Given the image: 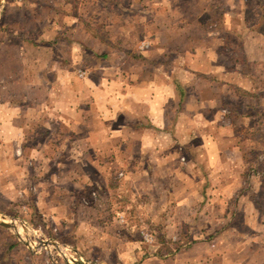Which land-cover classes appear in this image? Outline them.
<instances>
[{"label": "crops", "instance_id": "0c3cea01", "mask_svg": "<svg viewBox=\"0 0 264 264\" xmlns=\"http://www.w3.org/2000/svg\"><path fill=\"white\" fill-rule=\"evenodd\" d=\"M246 1L254 0L239 3ZM6 3L13 21L0 26V194L10 199L26 183L27 151L47 164L35 177H49L51 190L39 196L53 211L75 193L69 179L106 181L122 165L130 188L143 187L151 201L150 225L172 236L185 219L198 237L173 255L135 252L122 264H264V28H245L231 63L217 61L223 38L200 45V26L179 23L168 8L176 0ZM225 6L227 27L241 20ZM167 15L178 24L165 23ZM224 106L230 118L220 114ZM4 254L0 264L24 257Z\"/></svg>", "mask_w": 264, "mask_h": 264}, {"label": "rangeland", "instance_id": "374dc122", "mask_svg": "<svg viewBox=\"0 0 264 264\" xmlns=\"http://www.w3.org/2000/svg\"><path fill=\"white\" fill-rule=\"evenodd\" d=\"M224 1L176 0V4H168V8L171 12L175 8V13L181 14L182 17L179 23L182 26L187 28H193L196 25L200 26L203 33L199 31L195 33V39L199 41L200 45L209 42L211 38L213 40L223 38L224 45L217 48L218 53L221 54L217 61L226 59L227 62V58L230 57L232 63L233 60L239 59L240 56L238 52L232 50L233 42H237L238 37L245 34L247 30L245 28L252 25L250 23H253L250 30L264 28V0L246 1L245 3H239L240 0ZM6 2L7 0H3L0 6V26L13 21V9H8ZM227 3L230 5V10L238 14L240 11L239 15L242 16V18L240 17L241 20L231 22L228 27L222 21ZM139 5L135 4L133 6L137 7ZM261 11L262 15H260ZM256 15L259 16L256 17ZM195 18L196 22H194ZM170 19L171 21H169ZM175 22L178 24V20L175 21L170 16H166L165 23L168 25L171 23L173 26ZM224 27L227 28L222 31ZM205 31L212 33L208 36L204 33ZM194 36V33L187 35L183 42L189 45L193 41ZM2 37L3 34L0 32V40ZM190 51H183L182 58L187 57L184 55L186 53L189 54ZM163 56L168 61L173 58V55L169 53L163 54ZM238 101L240 103L241 99L238 98ZM235 105L239 106L238 103H235ZM228 111L227 106H224V108H221L220 114L225 119L227 117L230 118V112ZM223 121L225 120L223 119ZM252 132L255 134L254 131H251L250 134ZM236 133L240 138L244 134L242 130H237ZM257 136L255 134L256 138ZM173 150L176 153L178 165L184 167L186 160L183 146L177 145ZM251 151L250 149V156L254 154ZM26 153V183L10 199L0 194V205L2 206L0 213L7 219L20 220L23 226L14 221L12 224L16 227L15 231L2 229L5 231L3 232L0 229L6 236V243H9V248L6 249L5 254L0 247V254H24L21 264H44L47 254L42 249L30 248L29 245L35 241L38 244L39 239L46 238L55 241L58 245H65L76 253L78 252L79 254H75L76 257H81L84 261H90L95 264H122L121 261H125L126 254L139 252L142 255L164 257L169 254L173 255L181 249L183 250L189 243L194 242L198 238L190 228L189 224L193 223L185 219L180 221L181 225L178 227V231L172 236L167 234L165 226L159 228V224L150 225L149 223L154 221L146 220L147 214L144 208L151 206V201L148 202L146 199L147 195L142 194L143 187L130 188L129 182L124 178V167L122 165L106 181L96 179L93 176H89L91 178L74 176L69 179L71 188L76 191L75 193L71 192L72 195L70 197L67 196L62 201H58L62 208L61 211L58 209L53 211L52 209L54 208L47 201V198L39 196L46 188L48 192L51 190L52 185L49 177H43L44 173L42 181H40L41 177H38L37 181V177H35V173L45 170L47 164L33 162L34 157L30 156L29 151ZM21 154L22 149L13 151V156L15 157H20ZM259 154L261 165L264 160L263 151L259 152ZM251 168L247 173L249 176L252 173L251 171H253V168ZM88 175H93V172L88 173ZM54 181L55 184H60V186H68L60 179L55 180L54 178ZM67 198L68 203H66ZM205 214L202 213L203 216ZM185 216L186 214L183 213V217ZM16 234H19L20 238ZM103 236H106V239H102ZM56 248H60V246L56 245ZM119 253L122 255H118ZM32 256L33 258H31ZM59 262L61 261H58V264ZM126 264L132 263L128 260Z\"/></svg>", "mask_w": 264, "mask_h": 264}, {"label": "built area", "instance_id": "2783aa9c", "mask_svg": "<svg viewBox=\"0 0 264 264\" xmlns=\"http://www.w3.org/2000/svg\"><path fill=\"white\" fill-rule=\"evenodd\" d=\"M79 75H81L79 73ZM39 243L32 242L29 246L30 248L36 247L39 249H42L47 254V259L44 261V264H58V261H61V263L64 264H74L77 262H85L86 264H95L90 261H84L81 259V257H76V252L72 251L71 248H68L65 245H60V248H56V245H50L46 244L44 245V242L49 241L46 238H41L38 240ZM59 246V245H57Z\"/></svg>", "mask_w": 264, "mask_h": 264}, {"label": "water", "instance_id": "95a60500", "mask_svg": "<svg viewBox=\"0 0 264 264\" xmlns=\"http://www.w3.org/2000/svg\"><path fill=\"white\" fill-rule=\"evenodd\" d=\"M3 0H0V6ZM17 221L20 225L23 226L22 222L20 220L17 219H13V218H6L3 216V214L0 213V226L3 227L4 229H8V230H14L15 231V227L11 222ZM18 236V238H20L19 234H16ZM44 245L46 244H50V245H56L55 241L53 240H49L47 242L43 243ZM76 264H86L85 262H77Z\"/></svg>", "mask_w": 264, "mask_h": 264}, {"label": "bare ground", "instance_id": "6f19581e", "mask_svg": "<svg viewBox=\"0 0 264 264\" xmlns=\"http://www.w3.org/2000/svg\"><path fill=\"white\" fill-rule=\"evenodd\" d=\"M12 223V222H11ZM14 225V224H13ZM15 227V226H14ZM15 229H16V227H15Z\"/></svg>", "mask_w": 264, "mask_h": 264}]
</instances>
